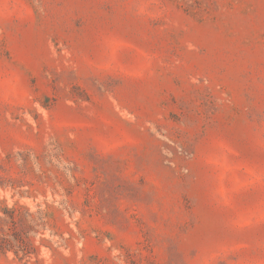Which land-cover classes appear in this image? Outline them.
Wrapping results in <instances>:
<instances>
[{
  "label": "rangeland",
  "instance_id": "374dc122",
  "mask_svg": "<svg viewBox=\"0 0 264 264\" xmlns=\"http://www.w3.org/2000/svg\"><path fill=\"white\" fill-rule=\"evenodd\" d=\"M0 264H264V0H0Z\"/></svg>",
  "mask_w": 264,
  "mask_h": 264
}]
</instances>
